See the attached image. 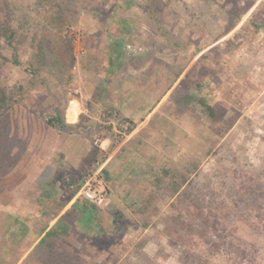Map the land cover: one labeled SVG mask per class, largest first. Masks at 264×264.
<instances>
[{
	"label": "rangeland",
	"instance_id": "374dc122",
	"mask_svg": "<svg viewBox=\"0 0 264 264\" xmlns=\"http://www.w3.org/2000/svg\"><path fill=\"white\" fill-rule=\"evenodd\" d=\"M217 1L219 6L223 5L224 0ZM244 1L238 0L237 7H242ZM200 2L209 12H215L217 31L209 23L199 24V18L192 20L186 16L185 8L192 11ZM263 2L257 0L228 34L216 39V34L225 31L228 19L210 0H161V10L154 15L155 20L151 18L148 0L67 1L62 35L72 42L75 79L58 84L50 78V93L33 91L11 110L7 123L10 141L3 148L2 152L7 150V153L0 160V195L23 181L34 164L45 165L44 159L53 151L51 164L63 161L81 174L93 167L86 175L89 178L105 160V155L101 154L106 148L105 142L111 140L113 146L121 143L113 138L110 127H103L98 119L104 107L115 110L106 104L86 105L80 97L88 91L86 89H91V83L109 74L112 65L117 62L138 65L135 72H129L130 81L137 79L128 87L129 94L137 102L143 99L147 109L155 105L160 100L158 94L166 93L177 79L170 75L164 80L162 72L179 73V69L182 71L189 66L187 75L175 85L178 88L159 110L164 116L158 121V128L165 139L160 147L166 151V157H150L160 144L145 141L141 158L126 162V174L118 176L120 194H129L133 188L130 181H139L140 174L152 163L173 167L174 162L182 163L178 164L182 167L177 166L173 172L178 182L185 183L180 194L181 206L172 205L171 191L166 195L154 187L156 177L162 176V172L154 171L155 178L143 181L139 187V195L152 192L154 198L148 203L141 198L138 206L132 207L133 213L127 207L122 209L124 215H128L119 234L103 232L97 239L71 238V246L83 250L78 256L80 264H264V200L262 207L256 205L255 208L248 207L249 199L246 205L241 200L248 190L264 189V27L255 36L249 25L253 12ZM15 3L22 24L20 31L26 35L18 52L22 61L33 60L34 34L57 31L47 25L46 6L38 0H15ZM172 3L176 14L169 12L168 4ZM235 35H239L238 39L230 43ZM3 53L12 56L8 48L3 49ZM7 72L12 80L25 76L19 67L11 64ZM102 87L100 84L99 88ZM139 89L143 90L136 92ZM74 102H78L82 110L88 108L90 118L82 115L77 121V108L71 112V122L66 117L68 124H76L60 130L47 127L34 113L35 104L50 115L56 106L69 110ZM208 106L216 116H210ZM133 110L139 117L140 108L136 106ZM123 111L122 106L121 113ZM96 136L102 137L100 147L94 145ZM139 141H133L127 151L139 148ZM172 146L174 148L170 149ZM173 154L175 160L171 159ZM124 161L122 157L118 159L119 163ZM119 163L112 162L109 168L115 172ZM109 168L105 176L110 173ZM70 176L73 177L72 173L64 172L61 183H69L66 179ZM6 196L10 200H26L25 195L17 193ZM3 203V206L0 203L5 221L2 224L9 232H0V264H12L21 246L31 242L32 231L24 221L10 220L12 201ZM142 207L143 212L137 213ZM207 221L209 224L205 223ZM213 231L219 236L218 240L207 243L203 235L208 236ZM63 245L66 247L65 243Z\"/></svg>",
	"mask_w": 264,
	"mask_h": 264
},
{
	"label": "crops",
	"instance_id": "0c3cea01",
	"mask_svg": "<svg viewBox=\"0 0 264 264\" xmlns=\"http://www.w3.org/2000/svg\"><path fill=\"white\" fill-rule=\"evenodd\" d=\"M137 66L136 63L132 66H126L117 62L112 65L110 73H107L108 75L101 76L102 80H95L90 84L91 89H86L90 91L92 94L91 96H89L90 94L88 91H86L85 94L81 93L80 95V97H83L82 102H84V104L109 105L112 109L123 114L121 116L129 120L132 126H135L132 133L126 139L122 140L120 144L113 146L111 140L109 142L107 140L105 142L107 144L106 148L102 150L101 154L105 155V160L102 162V165L100 164V167L95 173L99 174L100 181L102 184L106 185V188L109 191L107 204L104 207L98 206L95 208L79 191L75 193L73 197H70V189L65 183L64 185L61 183V175L64 172L72 173L73 177L79 181L78 185L81 186L82 182L86 180V175H88L89 172H92L91 170H93V167L81 174V171L72 168L70 164L63 163V161L58 164H53V162L51 164L55 153L54 151L51 152V156L44 159L45 165H39V163L34 164L32 168L30 167V169L27 170L28 175L26 174L23 181L15 185L11 190L9 189L10 191L6 190L0 195V203L2 206L5 205L3 201H7L8 203L12 201L10 220L12 221L14 219V223L24 221L27 223L28 228L31 227L32 231V236L29 239L31 242L27 244L25 242L21 246L19 253H17V259L12 264H80L78 262V256L83 250L72 247L70 241L71 238L77 240L79 238L86 240L88 237L91 239L99 238L104 230L109 231L111 229L114 218V209H118L122 212L123 220H125V216L128 214L124 215L122 209L127 207L133 213V210L130 208L138 204L135 203L134 196L127 201L125 198L127 195L124 193L122 195L120 194L122 187L118 176H121L122 173L126 174V162L132 159L137 160L141 158L139 155H142V150L144 149L142 144H144L145 141L153 142L155 145L160 144L155 147L154 155H151L150 157H166V151L160 147L165 143V139L161 136L158 128V121L164 116L159 110L171 97V93L174 89L176 90L178 88L179 83L189 71L188 66L185 70L182 69L181 71V69H179L180 73L172 72L171 74H168L162 72L165 74V76L163 75L164 80L170 75H172V77L177 76V79L175 80L174 85L170 87L166 93L161 91L158 94L160 100L152 107L149 106L147 109V107L144 108L143 106V99L138 100L139 102H137V99L130 98L129 94L130 90L128 87L132 82L137 81V79L130 81V79L132 80V77L129 72H135ZM106 82L111 83L104 84ZM100 84L105 88L102 87L100 89ZM176 84L178 85L175 86ZM167 86L168 85L162 88V90ZM141 90L143 89H139L136 92H140ZM80 106L81 105L78 102L72 104V107L67 112V119H69V122H71V112ZM122 106L124 108L123 113H121ZM136 106L140 108L139 117L135 115L136 111L133 110V107ZM156 114L157 116L154 119L157 120L153 119L151 126H149L150 120H152V117ZM173 118L177 120V116ZM147 121H149V123H147ZM75 124L76 123H70V125ZM160 128H162V125H160ZM136 139L140 140L138 142L140 147L136 148L135 151L128 152L127 149L130 144ZM171 148L174 147L172 146L170 149ZM193 152L195 153V151L192 150L191 153L193 154ZM120 157L125 159L124 163L118 162ZM192 157H194V154ZM171 159L175 160L174 154L171 156ZM112 162L119 163V168H115V172L112 168H109ZM174 164L182 163L174 162ZM50 166L51 169L49 168ZM169 166L170 165L152 163L148 169L140 174V176L144 175L152 168L153 170L156 169V171L162 172L163 169ZM179 167H182V165ZM108 168L110 173L108 176H105ZM48 171H50V173ZM66 181H69V178H67ZM130 183L134 185L137 181L132 179ZM72 187L73 186L71 185V188ZM16 193L19 195H25L26 200L15 201L10 200L6 196V194L15 195ZM2 216L4 217V214L0 213V232L3 233L4 230L5 232H9L3 227L2 223L5 221ZM18 216L21 218H15ZM54 229H56L55 232L50 233ZM20 243L21 242H19V244ZM64 243L66 244V247H64Z\"/></svg>",
	"mask_w": 264,
	"mask_h": 264
},
{
	"label": "trees",
	"instance_id": "16d2710c",
	"mask_svg": "<svg viewBox=\"0 0 264 264\" xmlns=\"http://www.w3.org/2000/svg\"><path fill=\"white\" fill-rule=\"evenodd\" d=\"M67 1L69 0H38L40 4L46 6L45 19L47 25L55 28L57 32L55 34L46 32L34 34L32 42V47L35 50L33 60L22 61L18 51L19 45L25 43L26 35L22 34L20 31L22 24L18 18L19 9L16 6L15 0H0V127H2L0 128V160L3 159L5 153H7V150H4V152L2 151L3 148H6L10 141L7 137L10 134V127H8L7 123L10 122L11 110L17 104L25 100L33 91L38 94L45 92L50 93L48 81L50 78L58 81V84L62 83V80L69 83L75 79V60L72 55V42L68 41L66 37L62 35L65 31L66 15L64 12V5L67 4ZM172 1L179 2V0ZM210 1L214 4L219 3L217 0ZM256 1L257 0H245L244 5L240 8L237 7L239 3L238 0H224L223 5L219 6V4H217L218 7L223 10L225 18L228 19V26L223 33H219L218 36L216 34V39H220L228 34L236 26L242 15L246 14ZM201 4L202 3L200 2L198 7L192 11L188 7L185 8L186 16L192 20L199 18V20H201L199 24L206 25L209 23L214 27V30L216 29L217 31L219 26L215 21V12L211 10L209 12L208 8ZM148 5L149 12H151V18L152 20H155L156 18H154V15H158V12L161 10V0H148ZM173 5V3L168 4L169 12L171 14H176L174 10L175 6ZM230 5L231 8H227V6ZM204 11H207V14H205ZM209 13L213 14V16H209ZM249 25L253 28V32L251 33H255V36L258 34L259 30L264 27V2L258 9H256L255 12H253ZM238 37L239 35H235L229 42H235ZM5 48L12 51L11 57H8L3 53V49ZM10 64L19 67V69L25 73V76H20L19 78L16 77L12 80V75L7 72V68ZM200 102L205 105L203 100H200ZM36 105L37 104H35L34 113L47 127L60 130L71 126L66 122L67 108L60 110L59 107L56 106L54 113L48 115L37 108ZM208 109L211 117L216 116L215 111L211 107L208 106ZM115 111L118 112L117 110ZM173 165L175 166H169L163 169L162 176L156 177L154 187L162 193L165 192L166 195L169 191H171V195L174 198L172 205L175 206V208H178L179 206L177 205L181 206L182 204V196L180 197V194L182 193V189L185 187V183L181 184L178 180H176L177 176L173 172H175L176 167H179V165L174 163ZM195 166L198 167L197 165ZM196 167L195 169H197ZM154 171H156V169L153 170L152 168L139 178V181L133 185L129 194H126L127 196H125V198L127 201H129L132 196L135 198L138 197L135 202L136 204L138 201H141V198H143L147 203L154 198V196H152V192H150V195H139V190L143 181L149 182L151 177L155 178ZM163 184H165V188L162 186ZM71 185L73 186L72 188ZM66 186L70 189V197H73L80 189L77 179L72 176H70L69 183H66ZM100 187L105 189V192L107 193L106 197L108 198L109 191L106 188V185L102 184ZM153 192L155 193V190H153ZM245 195L246 196L241 198L243 205H246V201L249 199V208H255L256 205L261 207L263 206L264 189H256L255 191L254 189L251 191L248 190ZM91 203L95 208L98 207L95 203ZM136 206L138 205H135L134 207ZM130 209L134 210V208ZM114 210L112 227L109 231L104 230L105 233L110 232L119 234V232L123 229L124 222L122 219V212L118 209ZM142 210L143 207L138 208L136 212L139 213ZM251 211L253 212L254 210ZM202 213L204 212L202 211ZM240 220H242V218H240ZM205 223L209 224V221ZM148 225L149 223L146 222L145 227ZM55 230L56 229L50 233H54ZM219 232L221 235L222 232ZM203 237L208 243V241L218 240L219 236L215 233V231H213L208 236L204 233Z\"/></svg>",
	"mask_w": 264,
	"mask_h": 264
},
{
	"label": "built area",
	"instance_id": "2783aa9c",
	"mask_svg": "<svg viewBox=\"0 0 264 264\" xmlns=\"http://www.w3.org/2000/svg\"><path fill=\"white\" fill-rule=\"evenodd\" d=\"M82 114L90 118L88 108L80 110L79 117ZM99 115L100 117L98 119L100 121V124L103 127H110L113 138L116 139L117 142H119V140L122 141L126 139L132 133L133 126L130 121L126 118L121 117L115 111L104 107L103 110L99 112ZM95 120H97V118ZM101 143L102 137L96 136L94 138V145L96 147H100ZM98 177V173L89 175V178H86L79 192L90 202H93L98 206H104L107 204V193L105 192L104 188L100 187L102 185V182L98 179Z\"/></svg>",
	"mask_w": 264,
	"mask_h": 264
},
{
	"label": "bare ground",
	"instance_id": "6f19581e",
	"mask_svg": "<svg viewBox=\"0 0 264 264\" xmlns=\"http://www.w3.org/2000/svg\"><path fill=\"white\" fill-rule=\"evenodd\" d=\"M81 107V106H80ZM80 107H79V114L77 115V118L79 119V115H80ZM76 117V116H75ZM77 119V121H78Z\"/></svg>",
	"mask_w": 264,
	"mask_h": 264
},
{
	"label": "clouds",
	"instance_id": "9594fccd",
	"mask_svg": "<svg viewBox=\"0 0 264 264\" xmlns=\"http://www.w3.org/2000/svg\"><path fill=\"white\" fill-rule=\"evenodd\" d=\"M80 110H82V109H80ZM82 115H84V114H82ZM82 115H81V116H82ZM66 117H67V116H66ZM79 118H80V117H79ZM78 120H79V119H78ZM67 123H69V122H67ZM75 123H76V122H75Z\"/></svg>",
	"mask_w": 264,
	"mask_h": 264
}]
</instances>
